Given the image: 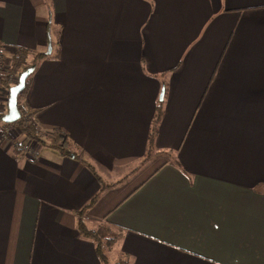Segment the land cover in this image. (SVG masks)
Masks as SVG:
<instances>
[{
	"label": "crops",
	"instance_id": "1",
	"mask_svg": "<svg viewBox=\"0 0 264 264\" xmlns=\"http://www.w3.org/2000/svg\"><path fill=\"white\" fill-rule=\"evenodd\" d=\"M1 48L76 155L0 120V264H100L78 218L129 264H264V0H0Z\"/></svg>",
	"mask_w": 264,
	"mask_h": 264
},
{
	"label": "trees",
	"instance_id": "2",
	"mask_svg": "<svg viewBox=\"0 0 264 264\" xmlns=\"http://www.w3.org/2000/svg\"><path fill=\"white\" fill-rule=\"evenodd\" d=\"M42 55V52L28 51L25 49H17L14 53H12L11 71L16 72L14 73L16 74V78H18V75L21 73V71L29 68L30 66H33V70L26 76L24 86L17 94L16 101L19 117L10 123L18 127L19 131L24 137L40 142V144L49 143L50 145L58 148L62 155L75 157L76 148L74 142L71 141L61 129L53 127L49 131H41L34 122H31L29 119L30 114H28L27 109L23 106V99L28 89L34 68ZM12 84L14 83L11 82L7 74L0 73V85L7 89L6 100L8 88ZM163 93H165V91ZM163 113V100H157L154 105V112L151 117L147 133V156L154 149V140ZM95 198L96 197H93L89 202L83 205V207L80 209V212L90 206L95 201ZM77 229L81 236L88 237L94 242V250L100 264H129L128 256L126 254H118L115 257L110 259L108 258V254L113 250V247L120 237V232H117L115 228L105 220H103V222L100 223L96 228H87L82 222V219L78 218Z\"/></svg>",
	"mask_w": 264,
	"mask_h": 264
},
{
	"label": "water",
	"instance_id": "3",
	"mask_svg": "<svg viewBox=\"0 0 264 264\" xmlns=\"http://www.w3.org/2000/svg\"><path fill=\"white\" fill-rule=\"evenodd\" d=\"M51 50L50 42L47 43V50L46 53H49ZM33 70V66H30L29 68L21 71V73L18 75L16 83L12 84L8 88V95L6 100V112L1 115V121H4L6 123H10L14 120H16L19 117V112L17 109V94L18 92L23 88L25 78ZM163 88L161 89L158 99L162 100L163 98Z\"/></svg>",
	"mask_w": 264,
	"mask_h": 264
},
{
	"label": "built area",
	"instance_id": "4",
	"mask_svg": "<svg viewBox=\"0 0 264 264\" xmlns=\"http://www.w3.org/2000/svg\"><path fill=\"white\" fill-rule=\"evenodd\" d=\"M12 53L5 52L3 48L0 49V73L7 74L8 78L14 79L16 74L12 73ZM1 120V119H0ZM4 121H1L3 123ZM6 123V122H4ZM2 136H5L4 133H1Z\"/></svg>",
	"mask_w": 264,
	"mask_h": 264
},
{
	"label": "rangeland",
	"instance_id": "5",
	"mask_svg": "<svg viewBox=\"0 0 264 264\" xmlns=\"http://www.w3.org/2000/svg\"><path fill=\"white\" fill-rule=\"evenodd\" d=\"M12 73H16V72H12ZM16 81H17V78L15 77L14 79H11V82H13V83H16ZM115 256V251L114 250H112L109 254H108V258L110 259V258H112V257H114Z\"/></svg>",
	"mask_w": 264,
	"mask_h": 264
}]
</instances>
